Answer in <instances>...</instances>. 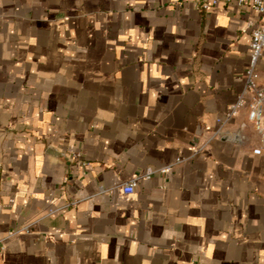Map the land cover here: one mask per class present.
Returning a JSON list of instances; mask_svg holds the SVG:
<instances>
[{
  "label": "crops",
  "instance_id": "0c3cea01",
  "mask_svg": "<svg viewBox=\"0 0 264 264\" xmlns=\"http://www.w3.org/2000/svg\"><path fill=\"white\" fill-rule=\"evenodd\" d=\"M202 1L0 0V264H264L247 108L194 154L262 16Z\"/></svg>",
  "mask_w": 264,
  "mask_h": 264
},
{
  "label": "built area",
  "instance_id": "2783aa9c",
  "mask_svg": "<svg viewBox=\"0 0 264 264\" xmlns=\"http://www.w3.org/2000/svg\"><path fill=\"white\" fill-rule=\"evenodd\" d=\"M221 0H203L202 8L209 9L217 5ZM226 2H235L240 7H252L258 11L262 18L257 26L252 30L250 42V63L245 71L244 88L236 103L231 110L226 114L225 120L211 131L209 136L194 149V154L203 151L213 140L222 138L228 135L227 127L232 122L233 118L238 114L241 108H247L248 119L255 129L259 145L254 148L253 153L261 155L264 153V79H261L259 64L264 53V0H225ZM233 139H239L236 134L232 135ZM183 158H178L177 163L182 162ZM171 169V166H166L160 169L148 167L143 174L134 177L127 182L121 184V189L126 194H131L135 191L138 180L141 178H150L157 172L166 173ZM1 241V239H0Z\"/></svg>",
  "mask_w": 264,
  "mask_h": 264
},
{
  "label": "water",
  "instance_id": "95a60500",
  "mask_svg": "<svg viewBox=\"0 0 264 264\" xmlns=\"http://www.w3.org/2000/svg\"><path fill=\"white\" fill-rule=\"evenodd\" d=\"M222 138L223 139H233V136L232 135H224ZM52 151L54 152V149H52Z\"/></svg>",
  "mask_w": 264,
  "mask_h": 264
}]
</instances>
